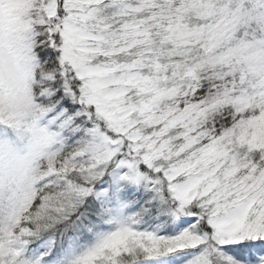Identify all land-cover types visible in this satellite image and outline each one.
I'll return each instance as SVG.
<instances>
[{"label": "snow or ice", "instance_id": "snow-or-ice-1", "mask_svg": "<svg viewBox=\"0 0 264 264\" xmlns=\"http://www.w3.org/2000/svg\"><path fill=\"white\" fill-rule=\"evenodd\" d=\"M111 170L189 227L120 222L74 264H264V0H0V264Z\"/></svg>", "mask_w": 264, "mask_h": 264}, {"label": "trees", "instance_id": "trees-1", "mask_svg": "<svg viewBox=\"0 0 264 264\" xmlns=\"http://www.w3.org/2000/svg\"><path fill=\"white\" fill-rule=\"evenodd\" d=\"M70 145L71 142H69ZM114 171L107 172L97 181L91 195L81 202L77 211L68 220L42 221L39 225H31L35 235L28 238V248L38 250L39 252L36 253L42 255V260L43 258L54 260L58 256L56 254L64 249L67 251L69 248L76 250L75 247L78 249L93 244L97 232L113 229L112 224L107 226L102 223L101 213L106 210L114 213L117 206L118 209L124 210L125 214L130 215L129 219L134 221L138 231L151 232L161 237H171L180 234L189 227L182 221L192 219V217L173 218L170 215V212H173V204L170 196L163 189L157 190L149 180H142L137 184L126 180L117 186L113 185L112 173ZM121 174L123 175L122 171ZM152 192L161 196L162 200L157 196L154 197ZM101 194L103 195L101 196ZM77 216L80 217V220L72 223ZM45 240L51 241V246L46 249L43 245ZM199 251L200 249L186 250L188 255L185 257V263L191 262L193 254ZM171 255L174 254L152 258L149 262L168 264ZM148 259L143 254L137 253L123 257L122 261L123 264H145Z\"/></svg>", "mask_w": 264, "mask_h": 264}, {"label": "rangeland", "instance_id": "rangeland-1", "mask_svg": "<svg viewBox=\"0 0 264 264\" xmlns=\"http://www.w3.org/2000/svg\"><path fill=\"white\" fill-rule=\"evenodd\" d=\"M123 175L121 174V171L119 172V170H115L112 173V184L113 185H119L121 182L126 181L123 178ZM131 181V180H130ZM142 180L139 181H132L134 183H138ZM114 187V186H113ZM106 193V192H103ZM98 195V194H96ZM103 194H101L102 196ZM152 195L155 197H159L161 200V196L157 195V193H153ZM159 199V201H161ZM103 201V200H102ZM104 202V201H103ZM116 211L114 213H112V211H104L101 213V219H102V223L104 225L107 226H113L112 230L106 231V232H97V237L96 240H94L93 244H88L85 247H81V248H76L75 249H70L67 251V249H64L63 251H61L59 254L57 253L56 255H58L54 260H46L43 258L42 260V255L38 254L36 252H39L38 250H31L28 248V238L26 240H24L20 246V250H21V259L24 262V264H74V262L80 257L82 256L87 250H89L91 247H93L101 237L111 233L112 231H114L117 227V224L120 222H128L130 221V215L125 214L124 210L122 209H118V206L115 208ZM170 215L173 216V218H176V216L173 214V212H170ZM136 229V228H135ZM137 230V229H136ZM43 245L46 248H49L51 246V241L50 240H45L43 242ZM61 254V255H60ZM45 260V261H44ZM151 259H148L147 261H145V264H152L151 262H149ZM185 264H190V262H186Z\"/></svg>", "mask_w": 264, "mask_h": 264}]
</instances>
